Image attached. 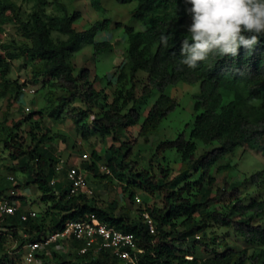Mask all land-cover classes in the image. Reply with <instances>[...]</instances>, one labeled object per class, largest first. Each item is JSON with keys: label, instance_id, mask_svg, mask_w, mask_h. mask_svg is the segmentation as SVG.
<instances>
[{"label": "trees", "instance_id": "trees-1", "mask_svg": "<svg viewBox=\"0 0 264 264\" xmlns=\"http://www.w3.org/2000/svg\"><path fill=\"white\" fill-rule=\"evenodd\" d=\"M23 1L30 5L29 11H24L17 0H0V35L6 33L7 27L14 30L9 41L0 39V102L7 100L9 104L0 121V148L10 161L4 168L14 176L13 181L8 176L2 178L0 197L15 192L9 200L19 202L24 210L30 209L29 199L20 190L33 187L46 210L27 221L21 220V212L0 218V264H23L22 250L27 242L61 231L70 221L92 217L134 234L137 251L133 255L138 264H264V225L255 223L264 214V200L243 196L241 183L227 182L218 187L216 180L217 173L232 169L230 164L220 162L238 148H264V36L251 52L242 47L237 56H210L192 69L180 63L183 40L191 23L186 0H117L121 4L137 3L134 18L143 30L125 28L127 55L118 68L116 82H107L114 86L109 98L104 89L96 88V83L103 82L101 77L91 80L89 69L77 72L72 62L74 51L84 41L93 44L95 56L112 49L110 42L94 41L97 34L109 29V21L80 32L74 24L82 14L70 12L64 0ZM88 1L95 11L105 12L101 0ZM17 60H23L24 67L30 69L32 82L47 80L42 82V88L48 90L46 109L52 124L70 123L82 140L93 135L102 142L112 138V145L104 154L110 175H96V163L102 158L93 148V161L81 164L85 172L107 179V185L113 183L111 179L124 182L121 194L132 204L137 192H144L161 197L162 206H140L137 216L132 217L129 209H120L117 199L101 205L97 192L93 196L69 197V166L56 171L62 157L52 147L56 141L66 144L68 135L47 127L45 108H32L28 113L19 109L22 117L11 119V108L26 86L11 77ZM179 82L200 84L189 138L180 133L176 139L157 146L156 156L164 155L158 164V176L155 171L138 170L137 163L130 161L135 140L126 134L140 123L142 106L156 91L159 96L138 127V135L148 142L177 108V101L166 90ZM199 143L213 149L199 153ZM167 152L176 153L182 165L172 179L173 161L166 159ZM19 175L24 180H18ZM251 182L257 192L264 190V173L253 174ZM143 212L153 220L154 234L150 233ZM211 224L234 230L259 250L250 254L248 249L236 250L213 237L211 242L219 247L217 251L204 238ZM200 233L204 236L198 238ZM70 242L68 253L57 250L60 242L45 247L37 254L35 264H120L110 250L81 255L82 244ZM190 243L210 257L201 258L182 250ZM14 244L17 247L12 249Z\"/></svg>", "mask_w": 264, "mask_h": 264}, {"label": "rangeland", "instance_id": "rangeland-1", "mask_svg": "<svg viewBox=\"0 0 264 264\" xmlns=\"http://www.w3.org/2000/svg\"><path fill=\"white\" fill-rule=\"evenodd\" d=\"M24 7V11L30 10V5L25 3L23 0H17ZM67 3L70 12L78 11L82 14L81 18L75 22L74 27L83 32L89 30L91 26L98 22H103L105 20L109 21V29L97 34L94 37V41L97 42H110L112 44V49L100 54L99 56L94 55L93 44L89 41H84L82 44L74 51L72 62L74 63L77 72L81 69H89L91 71V80H94L95 76H99L103 79V82L96 83V88L98 90L104 89L106 95L111 98L114 86H108L107 82L115 83L117 78V72L120 65L125 61L127 55L128 38L125 32L126 27H132L135 31L143 30L141 23L134 18V11L137 3L131 2L128 4H121L117 0H101L102 6L105 12H97L92 7L88 0H64ZM50 12H54L50 9ZM119 25V27H118ZM14 34V30L11 27L6 28V33L0 35L2 42L9 41ZM12 79H18L20 84H26V89L34 90V94L29 92L21 94L19 100L15 102L11 108V119H18L22 117V114L18 112L19 109L27 108H38L46 109V98L45 94L47 89L42 88V82L47 81L45 78L41 79V83L35 84L32 82V74L30 69L24 67L23 60L15 61L11 70ZM142 77V76H141ZM166 94L175 99L178 103L177 108L173 113H171L161 124L158 131L151 135L148 142H145L142 137L138 135V127L144 120L148 109L159 96V93L153 91L149 96L148 104L142 106V116L141 121L138 125L132 126L129 132L126 134L131 141L135 140L133 146V154L130 157V161L137 163L138 170H148L155 171L159 174V166L162 157L156 156L157 146L166 140H174L180 133H185L186 137L189 138L190 130L194 124L196 114L194 104L196 96L200 94V84H187L184 82H179L175 86H170L166 90ZM230 100V96L227 97ZM227 100V101H228ZM8 101L0 102V121L4 118L5 112L8 110ZM133 105L131 104L130 107ZM48 110H44V117L46 120V125L53 132L61 131L68 135V141L63 144L61 141H56L52 144L53 149L57 155L61 156L62 159L69 165L78 166L82 163H86L91 160V149H95L101 156V161L97 162L98 171L96 175L106 174L103 172L102 167L107 165L105 161L104 154L106 150H109L112 145V138H108L106 141L102 142L97 136H91L88 140H82L80 135H78L70 123L63 125L52 124V122L47 117ZM27 127H25L26 129ZM119 146V144L117 145ZM211 151L212 146H203L199 143V153L205 151ZM83 154L89 155V160L82 161ZM0 181L5 177H14L9 175L4 165L10 163L7 160L8 154L0 148ZM165 155L167 160L173 161L171 166L173 171L170 179L174 178L179 174L182 165L180 164L179 156L174 152H167ZM6 163V164H4ZM222 164H230L232 169L228 171H222L216 174L217 186L223 187L228 183H241V191L243 196H249V199L253 200H264V190L257 192L256 187L251 182V177L253 174L258 172L264 173V148L260 149H250V148H238L234 154L227 156L222 162ZM110 175V174H109ZM88 180L90 184L95 188L97 194L100 197L99 203L101 205H107L112 200L117 199L124 209H129L131 211V216L136 217L137 211L140 206H162V198L158 195L150 196L144 192H137V196L140 201L135 199L132 204L127 200V197L121 194V185L124 182L118 179H111L113 183L107 185V179H102L101 177L95 176L93 173L88 174ZM18 180H24L22 175H19ZM110 181V180H109ZM20 192L27 197L30 201V209L36 213L43 212L46 210V205L41 203L40 194L33 187L25 188L20 190ZM256 224L264 225V214L259 215L255 219ZM198 238L204 236L200 233L197 235ZM213 237H217L219 242L225 241L228 247L234 248L236 250L248 249L249 253H256L259 248L247 244L240 236H238L234 230L221 228L215 224H211V227L207 229L205 241L210 244L211 247H215L217 251L218 246H214L211 242ZM17 246L12 245V249ZM71 242L69 244L61 242L57 250L61 253H68L71 251ZM182 250L187 251L190 255L193 253L201 258H208L210 254H207L205 250L200 248L193 243L182 246ZM14 257V255H12ZM23 264H25L24 254L21 257Z\"/></svg>", "mask_w": 264, "mask_h": 264}, {"label": "clouds", "instance_id": "clouds-1", "mask_svg": "<svg viewBox=\"0 0 264 264\" xmlns=\"http://www.w3.org/2000/svg\"><path fill=\"white\" fill-rule=\"evenodd\" d=\"M191 23L183 40L180 63L196 68L210 56L251 52L264 36V0H186ZM167 41V38H165ZM24 88V87H23Z\"/></svg>", "mask_w": 264, "mask_h": 264}, {"label": "built area", "instance_id": "built-area-1", "mask_svg": "<svg viewBox=\"0 0 264 264\" xmlns=\"http://www.w3.org/2000/svg\"><path fill=\"white\" fill-rule=\"evenodd\" d=\"M23 92L34 94V90H28L23 88ZM30 108H27V112ZM83 160H89L88 154H83ZM67 169V180L69 186V197H75L79 195L93 196L96 193L95 188L90 184L88 180V173L82 168L81 165L71 166L63 159L56 167L57 172H61ZM102 170L106 174H110L111 171L108 166H103ZM9 180L13 181L14 177H9ZM55 181L51 182L54 185ZM15 192H11L6 198L0 197V218L5 216H12L18 212H21V220L27 221L30 217H36V212L31 209L24 210L19 202H11L9 198L14 196ZM137 201H140L138 196L135 197ZM142 216L149 228L151 234L156 232L155 224L147 212H143ZM71 240L81 243L79 254L84 255L88 252L100 253L102 251L110 250L116 257L120 264H138L136 257L133 255L137 251V244L134 234L124 233L117 230L113 226H109L105 223L99 222L92 217L85 221H70L66 223L65 227L61 231L49 234L41 240L27 242L23 247L25 264H35L37 260V254L45 247L50 246L55 242H64L69 244ZM141 252V251H140ZM189 259H191L189 257Z\"/></svg>", "mask_w": 264, "mask_h": 264}, {"label": "crops", "instance_id": "crops-1", "mask_svg": "<svg viewBox=\"0 0 264 264\" xmlns=\"http://www.w3.org/2000/svg\"><path fill=\"white\" fill-rule=\"evenodd\" d=\"M71 166H74V165H71Z\"/></svg>", "mask_w": 264, "mask_h": 264}]
</instances>
